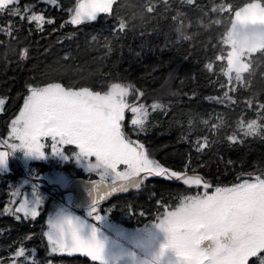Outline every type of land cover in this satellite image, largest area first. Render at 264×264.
<instances>
[{"label": "trees", "instance_id": "16d2710c", "mask_svg": "<svg viewBox=\"0 0 264 264\" xmlns=\"http://www.w3.org/2000/svg\"><path fill=\"white\" fill-rule=\"evenodd\" d=\"M75 2L19 0V15L0 13V99L4 101L0 130L20 111L31 88L60 84L106 93L120 83L131 87L132 98H147L145 126H133L127 115L122 124L126 137L144 144L164 167L198 174L213 186L235 185L244 177L264 173V108L260 107L264 53L248 55L249 67L241 81L229 83L224 74L229 50L224 36L235 11L249 3L264 5V0H114L110 14L73 25L66 21ZM33 11L43 12L54 23H45L40 30L37 22L20 19ZM120 22L125 24L123 30ZM253 120L259 129L245 135L241 121ZM233 135L235 142L228 139ZM66 151L71 157L74 147ZM50 160L32 163L39 175L33 180L39 181L41 173L51 169L67 172L73 181L90 177L72 159L66 164ZM10 163L8 172L0 171V258L9 261L23 248L34 258L26 264H100L84 253L51 252L46 238L48 206L34 219L22 212L20 219L3 213L13 185L28 173L17 157ZM97 178L93 175L90 180ZM45 182L42 186L48 192L64 193ZM198 192L182 181L153 176L138 189L97 205L111 219L136 228L156 221L162 204L174 206L183 196ZM249 264H260L259 257L249 258Z\"/></svg>", "mask_w": 264, "mask_h": 264}, {"label": "snow or ice", "instance_id": "6c2138e0", "mask_svg": "<svg viewBox=\"0 0 264 264\" xmlns=\"http://www.w3.org/2000/svg\"><path fill=\"white\" fill-rule=\"evenodd\" d=\"M50 2L57 4V0ZM193 2L188 0V3ZM18 3L19 0H0V13L8 10L14 16L19 15ZM113 3L114 0H79L75 8L69 10L71 17L66 23L81 25L96 21L99 14L111 13ZM227 10L231 11L230 5ZM20 19L37 22L40 30L45 23H54V20H46L43 12L33 11ZM124 27L120 22L119 29ZM224 43L231 45L224 74L229 83L233 72L234 79L241 81L242 72L247 71L243 61L245 54L264 53V6L249 3L235 11ZM23 55H27L26 49ZM207 68L211 70L212 64ZM128 91L119 84L112 85V90L103 95L89 88H65L60 84L31 88L23 108L12 122L11 136L17 142L6 145L8 151H0V165H6L17 151L28 158L47 159L43 141L48 140L51 155L65 161L71 157L58 145H75L79 149L75 153L76 162L89 172H99L102 178L111 177L112 183L108 186L111 192L127 191L129 186L138 189L145 179L153 176L175 179L186 185H203L205 189L211 187L198 174L172 171L150 159L142 144L126 138L122 131L126 109L133 114L131 124L141 129L147 116L142 107L129 105L124 100ZM224 95L230 99L227 92ZM3 103L0 99V108ZM240 127L245 135H254L260 126L253 120L246 124L241 121ZM228 139L235 142L236 136ZM120 165L125 166L124 170H118ZM41 202L40 195H35L31 204L25 198L15 211L34 219L39 215L37 209ZM96 204L93 199L89 216L96 212ZM94 219L103 222L104 216L96 214ZM48 224L50 230L46 236L52 252L81 251L93 261L110 264L107 237H99L100 228L95 224L63 209L50 218ZM126 242L129 248L118 245L113 251L118 264H249L251 257H259L260 264H264V255H261L264 253V179H245L232 187H217L212 194L205 191L203 196L187 197L158 223ZM16 255L24 257V249H19Z\"/></svg>", "mask_w": 264, "mask_h": 264}, {"label": "rangeland", "instance_id": "374dc122", "mask_svg": "<svg viewBox=\"0 0 264 264\" xmlns=\"http://www.w3.org/2000/svg\"><path fill=\"white\" fill-rule=\"evenodd\" d=\"M47 1H50V0H47ZM78 3H79V0H76L73 8H75V6ZM254 3H258V2H254ZM262 6H264V5H262ZM70 17H71V15H70ZM230 51H231V45H229L228 53ZM228 53H227V55H228ZM227 55H226V58H225L226 65H225V68H224V73H226V71H227ZM247 57H248V54L246 53L245 57L243 58V61L247 65V68H248L249 67V62L247 61L248 60ZM243 73L244 72H242V74ZM232 75H233V80H235L234 79L235 72H233ZM115 84H119L122 87L128 88V90H129L128 91V95L124 97V100L129 105L142 107L143 110L146 111L147 116H146L145 123H144V126H145V124L147 122V117H148L147 98H132V95L134 94V92L131 89V87L123 85V84H120V83H115ZM111 90H112V85L109 88L108 92H110ZM108 92H106V93H108ZM101 94L103 95L105 93H101ZM28 95H30V91L28 92L26 97ZM26 97H25V99H26ZM22 108H23V106H22ZM21 109H20V111H21ZM2 110H3V105H2V108H0V113H1ZM20 111H18V113H17V115L15 117H12L9 120V123H8L7 127H4V130L2 128L0 130V151H8L9 149L6 147V145H10L13 142H17L11 136V130H12V127H13V123L12 122L19 115ZM127 115L130 116V121H131V119L133 118V114L129 110L126 109L125 118L127 117ZM124 121H125V119H124ZM122 131H123V126H122ZM128 140H130V139H128ZM131 141L132 142H137L135 140H131ZM43 142L46 145L44 151H45L46 155L48 156L47 159H45V160H37V159L28 158V157H25L23 155L22 151H17L15 154H13L9 158V160H8L6 165H0V171L1 172H8L9 168H10L11 160H14V159L16 160V157H17V159L25 167V171L28 172L27 174L25 173V175L23 177H21L18 180V182H16L13 185L12 191H11L12 199L10 200V203L8 204L7 208L5 209V212H3V213H7V214H12V215L18 216V213L15 211V209L17 207H19L21 203L24 202L25 198H27L28 202L31 204V202L35 199V195H40V196H42V202H41L39 208L37 209L38 212H40L41 208L44 207V206H48V210H49L48 211V220H47L46 233L50 230L49 229V224H48L49 219L54 217L60 210H62V209L63 210H67V211L73 213L74 215L79 216L82 219L87 220V222L89 224H95L96 227L100 228L99 237L101 239H104L105 237H107V240L105 241V244H106V252H107V256H108V259L110 261V264H118V261L113 257V251L116 249V247L118 245L122 246L124 248H129L130 244L127 243L126 241H128L132 236H135L137 234L142 233L143 230L146 227L158 223L159 220L162 219L163 216L168 211L175 210L182 202H184L185 198H187V197H195V196H203L205 191H207L208 194H212L217 187L226 188V187L234 186V185H219V186L217 185V186H213L211 183L205 181L204 179L203 180L207 184L211 185V187L205 189L203 187V185H200V186L187 185V186H189L191 188H193V187L199 188V192L195 193V194L194 193H192V194L190 193L188 195L183 196L179 200L178 204L174 205V206L162 204L163 211L160 214L159 218L156 221H154L152 223H149L147 226L136 227V228H128V227H126V226H124L122 224L120 219L119 220L111 219L110 218V214L105 213L104 207H102L100 205L99 206L97 205L100 202L96 204V212L93 214V216H89L88 215L89 210H90V206L89 207H80V206H78L76 204L77 203V201H76L77 200L76 192H78L79 187L81 188L80 192H82L83 186H81V185H83V184L80 181H73L72 180V176H69L67 174V172H61V171H58L57 169H54V170L51 169V170H49V172H51V173H48V172H47L48 174L41 173L42 176L39 179V181L37 179L33 180L34 176H39L38 173H36L37 172L36 168H34V165L32 164L34 161H44V162L49 163V161H51L50 159H55L57 162L59 161V162H61L63 164H66L67 162L71 161L70 159H72L77 164V166L81 167L90 177H92L93 175H96L98 178L95 179V180H97V181H105V182H112L111 177L102 178L99 175V172H89L86 167H84L80 163L76 162L75 153H77L79 151V149L75 145H58V147L62 148L63 153L65 155L69 156V157H70V154L67 153L66 148L68 146H73L74 147V151L71 154V158L69 160L65 161V160H62V159H60L58 157H54V156L51 155L50 141L45 140ZM138 143L142 144L140 142H138ZM142 145L144 146V150L148 153L149 158L155 160L149 154L148 150L146 149V146L144 144H142ZM91 159H92V162L94 163L95 162V158L93 157ZM124 167H125L124 165H120L118 170L122 171V170H124ZM90 177H88V179L85 180V181H95V180H90ZM256 177H260L261 179H264V173H262L261 175H257L254 178H250L248 180L254 181ZM245 179L246 178L244 177L239 183H242ZM44 181H46L45 184H47V186H50L52 189L54 188L52 186L57 185V186H55V188H60L61 190L64 191V193L60 196V194H58V192H56V191L48 192L49 190H46L45 187L42 186ZM239 183H237V184H239ZM83 193H82V196H83ZM96 214L104 216V221L103 222L96 221L94 219V216ZM46 238H47V236H46ZM49 247H50V245H49ZM50 250H51V247H50ZM57 252H60V253H84V252H81V251H74V250L57 251ZM16 253H15L13 259H11L9 261H3L0 258V264H13V261H15V264H26V262H33L34 261V258L32 256L26 254V253H25L24 257H18L16 255ZM84 254H86V253H84ZM48 264H53V263H48Z\"/></svg>", "mask_w": 264, "mask_h": 264}, {"label": "water", "instance_id": "95a60500", "mask_svg": "<svg viewBox=\"0 0 264 264\" xmlns=\"http://www.w3.org/2000/svg\"><path fill=\"white\" fill-rule=\"evenodd\" d=\"M84 183H85V186L83 187V192H84L83 193V196H86V194H85L86 187H87L86 185H88V184H105V185H108L109 186V184H111L112 182H105V181H97V180H95V181H85ZM54 186H57V185H54ZM107 189H108V194L107 195L105 194V192H103L99 196H95V197L90 198V199H87L86 197L85 198H81L80 197L81 199L80 198L79 199L77 198V200H76L77 203L76 202L75 203L78 206H80V207H89V206H91L93 199H95L97 201V203H99V202L105 201V200H107L109 198H114L116 196H119L121 194H124L127 191L133 190L135 188L129 186L127 191H116V192H111V190L109 188H107Z\"/></svg>", "mask_w": 264, "mask_h": 264}, {"label": "bare ground", "instance_id": "6f19581e", "mask_svg": "<svg viewBox=\"0 0 264 264\" xmlns=\"http://www.w3.org/2000/svg\"><path fill=\"white\" fill-rule=\"evenodd\" d=\"M82 184L83 185H81V186H85V183L84 182H82ZM87 187H86V191H85V194H86V196H82V193H83V190H82V192H80L81 191V188L79 187V189H78V192H76V197L79 199L80 197L81 198H87V199H90V198H93V197H95V196H99L100 194H102L103 192H105L106 190H108L107 188H108V185H105V184H88V185H86ZM78 188V187H77ZM90 192H91V195H90ZM75 193V192H74ZM81 195V196H80ZM80 198V199H81Z\"/></svg>", "mask_w": 264, "mask_h": 264}, {"label": "flooded vegetation", "instance_id": "af4514ba", "mask_svg": "<svg viewBox=\"0 0 264 264\" xmlns=\"http://www.w3.org/2000/svg\"><path fill=\"white\" fill-rule=\"evenodd\" d=\"M46 186H47V184H46ZM134 190V189H133Z\"/></svg>", "mask_w": 264, "mask_h": 264}]
</instances>
